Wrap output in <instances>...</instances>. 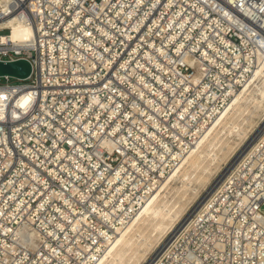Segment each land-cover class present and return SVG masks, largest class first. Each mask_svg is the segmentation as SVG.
<instances>
[{
  "label": "built area",
  "instance_id": "1",
  "mask_svg": "<svg viewBox=\"0 0 264 264\" xmlns=\"http://www.w3.org/2000/svg\"><path fill=\"white\" fill-rule=\"evenodd\" d=\"M263 54L264 0H0V264H97ZM151 260L264 264V130Z\"/></svg>",
  "mask_w": 264,
  "mask_h": 264
},
{
  "label": "bare ground",
  "instance_id": "2",
  "mask_svg": "<svg viewBox=\"0 0 264 264\" xmlns=\"http://www.w3.org/2000/svg\"><path fill=\"white\" fill-rule=\"evenodd\" d=\"M8 25L10 36L16 42L23 43L33 34L32 27L19 20L11 18ZM260 112L264 113V54L259 56L256 68L243 88L234 95L232 102L208 126L182 164L161 183L134 219L118 231L97 264H140L181 216L184 209L182 199L190 191L194 196L198 194L197 184L204 186L212 170L218 169L223 159L248 138L250 129L246 125ZM263 130L264 126L243 147L242 152L251 146ZM171 189L177 192V198L172 201L167 198Z\"/></svg>",
  "mask_w": 264,
  "mask_h": 264
},
{
  "label": "rangeland",
  "instance_id": "3",
  "mask_svg": "<svg viewBox=\"0 0 264 264\" xmlns=\"http://www.w3.org/2000/svg\"><path fill=\"white\" fill-rule=\"evenodd\" d=\"M12 81L17 82V80L15 78H13ZM261 112L258 114V116L254 115L251 118V119H253L252 120L253 122L250 121L251 124H250V122H248L249 124L246 123L247 124L246 127L248 126L247 128L250 129V130H248L249 131L248 132V134H249L248 138L241 141V143L234 149V151H232L227 156L226 159H223V161L221 162V165L218 169L212 170V174H211L208 182H206L204 186L202 185V187H201V185L199 186V184H197V187H199L198 194L194 196V194L190 191L188 193L189 196L187 194L186 198L182 199V204L184 205L183 206L184 209H183L181 216L175 221L171 230L161 239V241L159 243H157L152 248L150 253L147 254V257L144 258L142 260L143 262L141 261L140 264H148L150 262L153 255L161 248V246L163 245V243L165 242L167 237L171 234V232H173L175 230V228H177V226H179V224H181V222L192 212L193 208H195L198 205V203L202 200V198L207 193V191H209L219 181V179L222 177L224 172L230 167V165L233 163V161L242 152V150L248 144L249 140H251V138H253V136L264 126V113H261ZM255 121H257V122L255 123ZM191 194H192V196H191ZM167 198L171 201L174 200L175 198H177L176 190L175 191L172 189L169 190V192L167 193Z\"/></svg>",
  "mask_w": 264,
  "mask_h": 264
},
{
  "label": "water",
  "instance_id": "4",
  "mask_svg": "<svg viewBox=\"0 0 264 264\" xmlns=\"http://www.w3.org/2000/svg\"><path fill=\"white\" fill-rule=\"evenodd\" d=\"M32 71L31 62L26 58L15 60L0 59V78L9 76L15 79H25Z\"/></svg>",
  "mask_w": 264,
  "mask_h": 264
}]
</instances>
